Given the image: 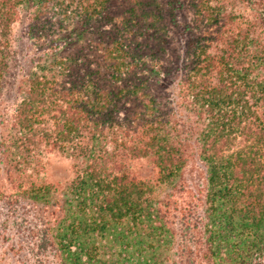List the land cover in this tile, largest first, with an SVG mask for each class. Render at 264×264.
<instances>
[{
  "label": "trees",
  "instance_id": "16d2710c",
  "mask_svg": "<svg viewBox=\"0 0 264 264\" xmlns=\"http://www.w3.org/2000/svg\"><path fill=\"white\" fill-rule=\"evenodd\" d=\"M0 127L13 252L264 264V0H0ZM44 149L71 159V178H49ZM194 158L196 191L184 186ZM166 184L192 199L159 197Z\"/></svg>",
  "mask_w": 264,
  "mask_h": 264
},
{
  "label": "rangeland",
  "instance_id": "374dc122",
  "mask_svg": "<svg viewBox=\"0 0 264 264\" xmlns=\"http://www.w3.org/2000/svg\"><path fill=\"white\" fill-rule=\"evenodd\" d=\"M190 14L182 12L179 14L178 19L182 22H187ZM12 39L14 45L20 50L23 68L27 69L28 59L31 53V42L26 33V27L23 22H16L12 30ZM2 131V127H0ZM39 158L45 163L47 173L51 180L64 182L73 175L72 161L64 153L58 151H49L44 149ZM132 166L139 175H154L156 167L152 162L147 159H135L132 161ZM206 179V169L204 164L198 159L194 158L184 170V186L196 191L197 188L203 184ZM4 187L9 185L6 181L3 182ZM174 192L173 198L178 200H190L189 193L186 191H177L170 188V185L163 188L159 193V197L163 198L165 194ZM4 206L3 204H1ZM198 212L202 211V206L197 209ZM3 219L7 215V208H2ZM10 242L4 240L0 236V264H57L56 259L52 255L44 256L32 254L28 249L21 250L20 252H13L10 248Z\"/></svg>",
  "mask_w": 264,
  "mask_h": 264
}]
</instances>
